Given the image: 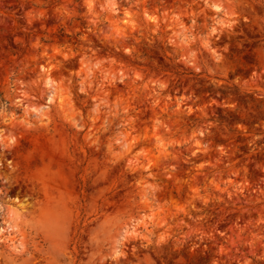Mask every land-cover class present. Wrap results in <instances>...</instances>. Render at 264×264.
I'll return each instance as SVG.
<instances>
[{"label": "clouds", "instance_id": "9594fccd", "mask_svg": "<svg viewBox=\"0 0 264 264\" xmlns=\"http://www.w3.org/2000/svg\"><path fill=\"white\" fill-rule=\"evenodd\" d=\"M0 264H264V0H0Z\"/></svg>", "mask_w": 264, "mask_h": 264}]
</instances>
